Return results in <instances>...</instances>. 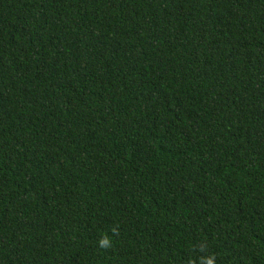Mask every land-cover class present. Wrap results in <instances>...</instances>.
I'll return each mask as SVG.
<instances>
[{"label":"trees","instance_id":"1","mask_svg":"<svg viewBox=\"0 0 264 264\" xmlns=\"http://www.w3.org/2000/svg\"><path fill=\"white\" fill-rule=\"evenodd\" d=\"M0 264H264V0H0Z\"/></svg>","mask_w":264,"mask_h":264},{"label":"clouds","instance_id":"2","mask_svg":"<svg viewBox=\"0 0 264 264\" xmlns=\"http://www.w3.org/2000/svg\"><path fill=\"white\" fill-rule=\"evenodd\" d=\"M107 246V240H102L101 241V247H106Z\"/></svg>","mask_w":264,"mask_h":264}]
</instances>
